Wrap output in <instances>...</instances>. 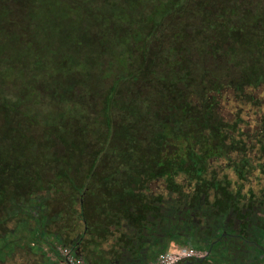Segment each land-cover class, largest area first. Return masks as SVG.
I'll list each match as a JSON object with an SVG mask.
<instances>
[{"label":"trees","instance_id":"obj_1","mask_svg":"<svg viewBox=\"0 0 264 264\" xmlns=\"http://www.w3.org/2000/svg\"><path fill=\"white\" fill-rule=\"evenodd\" d=\"M48 1L54 14L38 20L39 0H0V70L10 75L4 80H11L13 89L21 86L18 96L35 98L46 90L64 102L81 97L90 114L101 113L104 131L87 168L74 167L69 160L83 154L86 129L73 126L71 132L53 135L41 119L23 112L20 97L1 103L0 142L7 152L0 154V216L15 202L35 196L44 200L46 217L48 200L62 193L70 205L61 210L63 215L68 213L72 226L81 230L65 248L86 264H96L104 260L93 251L82 256L77 248L110 238L108 264H145L154 256L173 210L163 194L152 192V185L163 184L174 192L178 176L201 186L195 205L199 210L209 197L205 171L213 156L206 147H228L223 141L230 125L213 112L216 96L209 94L245 92L246 87L264 84V0ZM54 15L63 17L68 28L57 27L61 19ZM74 62L78 70L72 76L79 74L75 82H37L36 77L49 78L48 65L56 74L60 66L67 70ZM96 64L99 91L91 92L88 80ZM194 95L201 97L199 104L191 100ZM19 144L23 152L35 151V157L20 159ZM110 144V161L97 170ZM44 166L47 170L42 171ZM58 182L65 187L58 188ZM215 183L220 198L213 219L220 218L219 226L205 217L202 231L196 232L208 245L214 242L232 254L252 247L261 251L252 240L259 230L252 204L239 209L247 237L239 232L225 235V219L238 213L242 196L230 197L221 182L213 180V187ZM261 252L259 264H264ZM187 259L190 264H210L206 256Z\"/></svg>","mask_w":264,"mask_h":264},{"label":"rangeland","instance_id":"obj_2","mask_svg":"<svg viewBox=\"0 0 264 264\" xmlns=\"http://www.w3.org/2000/svg\"><path fill=\"white\" fill-rule=\"evenodd\" d=\"M39 1L41 6L39 9L41 13L38 17V20H45V15L54 14V12L52 11V7L49 5L50 2L48 0ZM120 2H123V0H120ZM54 17H57V15H54ZM56 19H61L60 24H58L57 27L60 29H64L65 27L68 28V24L64 26L65 21H63V17L59 16ZM40 27L45 28L46 30L50 29L48 26ZM97 65L98 64L92 65L90 73L91 78L88 80L91 85L89 86L91 87V92L98 90L95 88L99 85V83H97ZM60 67L61 68L58 69V73L55 74V72H53L52 66L48 65L47 73H49V78L44 75L42 77H36L39 85H44V83L47 84L54 79L57 81L67 80L69 81L68 84H70V82H75V78L79 77V74L77 77H75V75L72 76L74 71L78 70V65L76 62H74L70 69L67 70H65V67ZM16 73L19 74L20 72L16 70ZM51 75L53 76L52 78ZM8 76H10L8 73L0 70V104L5 102H14L16 99H18V97H20V101L22 102L21 105L23 106V112L32 115L38 120L41 119L40 121L42 124L50 126L49 130L53 132V135L59 130L62 132L69 130L71 132L70 127L73 126L78 130L86 129L85 131H87L88 134L84 140L85 142L84 144L80 143V148H82L83 154L79 159H76L73 157L74 155H71L72 158L69 160V162H71L72 166L74 167L81 165L83 166L82 168H87L91 155L98 148L97 139L99 138V134L101 135V133L104 131L101 113L96 112L94 114H90L87 107H85L86 104L84 99H80L81 97L75 99V103H70L69 101L64 102L60 98L57 100L56 98L52 97L46 90H41L39 94L35 96V98L34 94L18 96L17 94L19 92L16 90H21V86L17 85L15 89H13L12 81L4 80ZM54 89L56 90V86ZM243 91L236 92L226 89L221 93L216 94L211 92L209 94V97L216 96V104L214 106L213 112L222 121L231 126V130L228 131L229 137L227 138L233 137V134L235 136H241L243 134L245 140L243 143H241V138L238 139L236 143L231 141V143H229L228 147L226 148L215 146L214 143H210V145H208L206 148L207 152L212 154L213 158L211 157L207 159L205 176L207 179L213 178V180L221 182L223 187L226 188V192L230 195V197H237L241 193L242 201L239 202V207H242L245 203H247V193L248 191L252 190V198L255 201L256 209H258L255 213L256 217L254 219L257 228H259L257 234L253 237V240H255L258 246H260L263 250L264 208L258 207V200L259 202L264 200V176L262 177V175L258 174L259 171L253 167L256 166V163L261 164V162H264L262 160L264 158V154L261 153L260 145L256 144L255 141V138L258 137L264 146V123H261L264 121L262 120V117H264V84L246 87L245 92ZM200 98L201 97L194 95L191 97V100L194 104H199ZM36 100L37 103H33V101ZM238 119H240V123H237ZM66 137H68L70 140L73 138L71 134H67ZM15 139L16 140L14 141L19 142L17 136ZM10 142L11 140L8 141V143ZM225 142H227V139L223 141V143ZM3 143L4 142H0L1 155L7 152V146ZM19 146L20 153H18L17 156L19 155L20 159H24L27 154H29L28 157H35V151H31L32 153H28V151L23 152V145L19 144ZM113 151L112 145H108L107 150L103 153V155H101V160L98 161V166L96 168L97 170L101 169V166L107 165V163L110 161ZM236 151L243 152L244 154L248 153L249 156L244 155V158L242 159V161L245 160V164H249L248 167L245 164V168L244 165H239L240 156L235 153ZM256 151H260L258 152L261 153L260 157H258L259 154L256 153ZM45 155H47V152L44 154V156ZM255 168L260 167L257 166ZM67 169L69 170V168ZM45 170H47L46 166L43 167L42 171ZM84 170L85 169L82 171ZM215 172L221 174L217 176V173ZM178 181L182 185L185 184V189L188 191H190L195 185L194 183L190 184L189 182L184 181V178L182 177H179ZM65 184V182H58L56 186L58 188H63L65 187ZM199 189V187L196 188V190ZM151 190L155 194H158L161 191V187L159 184L155 183L152 185ZM184 194L186 193H180L178 200L184 199ZM207 194L209 197L206 198V202H204V205L201 206L199 210H197L198 212L195 215L197 218L195 221H198V223H193L192 220L190 221V219H188V213L185 215L178 213L177 209H179V207L183 204V201H180V204L175 203V208L171 210V223L169 225H163L165 232H161L162 239H160V242H157L158 245L156 246L154 256L148 258L145 264H157V258L159 254L167 255L171 257L173 261H181L185 258H188L189 255L190 258H203V256H206L209 259L210 264H259L262 250L260 251L255 248L242 250L236 249L234 250V254H232L226 251L224 246L220 245V247H214V244L208 245L205 240L203 241L201 235L197 233L198 230H200L199 232L202 231L201 226L204 224V222H206L204 220L205 217H208L212 223H217V226H219L218 223L220 222V218L214 220L217 215L213 206L215 200L220 198V194H217L214 189H209ZM33 197L30 200L15 202L13 205L14 208L12 210H8L7 212L4 211L2 214L6 216H0V259L5 260L7 257H9V250L12 249L14 243L17 242L21 244H29L30 242H33L35 244L34 249H37L34 251H37V254L41 255V259L37 255V260H45V262L47 261L51 264H61L62 254L64 252L63 250L65 249V246L60 242L58 243L57 241L53 240L51 235L46 232V234L40 238L41 240H38V236L33 231L35 227L40 229L42 227L40 225L42 220H45L42 219V214L44 212V200ZM163 199L166 202L168 201L165 194L163 195ZM49 200L47 202L49 214H47L45 218H47V221L52 217L53 219L51 220H59L64 214V212L61 210H65L66 207L70 206L68 203L69 199L65 194L59 193L55 195V198ZM194 200L192 199V204H194ZM13 206L11 205V207ZM1 220L3 222H1ZM240 226L242 227L241 224ZM240 226L228 228L227 231H234L235 229L238 230L240 229ZM221 231L222 227L217 229L215 232L218 234ZM167 233H169L171 236H168ZM250 241V239H245L243 242L249 243ZM147 246L150 245L147 244ZM47 247H49L50 250L45 252ZM78 259L80 260V264H86L82 257H79Z\"/></svg>","mask_w":264,"mask_h":264},{"label":"crops","instance_id":"obj_3","mask_svg":"<svg viewBox=\"0 0 264 264\" xmlns=\"http://www.w3.org/2000/svg\"><path fill=\"white\" fill-rule=\"evenodd\" d=\"M69 214H65L60 218L59 220H50L47 221V218L43 217L42 215V223L40 224L42 227L40 229H37L36 227L33 229L34 233L38 236V240H41L46 233H49L53 240L60 242L62 245L66 244L70 247L71 246V239L75 236L76 233L80 232L78 231V228L76 229V226H72L74 224V221H71L69 218ZM75 229L77 232H75ZM46 232V233H45ZM86 236L84 239H89V237ZM65 241V242H64ZM34 243L30 242L29 244H21V243H14V246L12 249L9 250V257L7 259L2 260L0 259V264H51L47 261H39L36 259L37 255L40 258V254H37V249H34ZM48 246V245H47ZM112 247L113 242L108 239L107 242H96V244H90L89 246L83 244L80 245L77 250L80 251V253L86 254L88 251H93V255H96L97 257H100L101 260H104L105 263H109V260L112 257ZM50 250L49 247L45 249V252ZM114 250L116 248L114 247ZM54 252V251H53ZM56 254V253H55ZM41 259V258H40ZM91 260H95V258H92ZM39 261V262H38ZM103 261H98L96 264H104ZM107 263V264H108ZM111 264V263H110Z\"/></svg>","mask_w":264,"mask_h":264},{"label":"flooded vegetation","instance_id":"obj_4","mask_svg":"<svg viewBox=\"0 0 264 264\" xmlns=\"http://www.w3.org/2000/svg\"><path fill=\"white\" fill-rule=\"evenodd\" d=\"M237 123H240V119H238L237 120ZM261 123H264V121H262ZM231 127V126H230ZM241 138V143H243L244 142V135L242 134L241 136H239V135H234L233 134V137H231V138H227V142H225L227 145L229 144V143H231V141L233 142V143H236L237 141H238V139H240ZM226 140V139H225ZM255 141H256V144H259L260 145V151H261V153H263L264 154V146H263V144H262V142L258 139V137H256L255 138ZM260 151H256V153H258V152H260ZM238 156H240V163H239V165H244L245 164V160L244 161H242V159L244 158V155H246V156H249L248 155V153H246V154H244L243 152H240V151H236L235 152ZM261 153H258L259 154V156L258 157H260V155H261ZM211 158V157H210ZM213 158V157H212ZM250 158V157H249ZM209 159V158H208ZM245 159H246V157H245ZM256 159H258V158H256ZM263 161H264V158L262 159ZM257 161V160H256ZM259 163V162H258ZM247 167H248V165L249 164H245ZM244 165V168L246 167ZM260 167V168H255V167ZM250 167V166H249ZM254 169H257L258 171H259V173L258 174H260V175H262V177L264 176V162L262 163L261 162V164H257L256 163V166H254L253 167ZM215 173H217V176L218 175H220L221 173H218V172H215ZM220 179V178H219ZM219 179H216V180H219ZM176 181H177V186L179 187L178 189L176 188L175 189V191L174 192H170L169 190H168V188L165 186V185H163V184H161L160 185V187H161V191H160V193L161 194H165L166 195V197H167V199H168V201L166 202L165 201V203L166 204H172V208H175V203H179L180 204V201H183V204L179 207V209H177L178 210V213L180 214V211H181V213H183V215H185V214H189V217H188V219H190V221L192 220V221H194L195 223H198V221H195L197 218L195 217V215H196V213L198 212L197 211V208L198 207H195V205H196V202H197V199H196V195H197V192L200 190H196V188H198V187H196L195 185L193 186V188L190 190V191H188L187 189H185L186 188V186H185V184H181V183H179V177L177 176L176 177V179H175ZM210 180V182H209V184H207L206 185V189H207V192L209 191V189H212V188H214V190L216 189V183H215V185H214V187H213V185L211 184V182H213V178H211V179H209ZM210 185H212V186H210ZM208 186H209V188H208ZM195 187V188H194ZM201 187V186H200ZM199 187V188H200ZM204 188V189H205ZM203 189V190H204ZM186 190V191H185ZM254 191V190H253ZM182 192H184V193H186V194H184L185 196H184V199H181V200H178V198H179V194L181 193L182 194ZM173 195H174V197H173ZM253 195H252V190L251 191H248V193H247V198H246V200H247V203H245L242 207H244V206H250V204H252V207L251 208H256V204H255V201L253 200ZM192 199L195 201L194 202V204H192ZM170 201V202H169ZM206 201V200H205ZM242 201V200H241ZM258 203H259V205H258V207H263L264 208V200L263 201H260L259 202V200H258ZM189 205V206H188ZM188 206V207H187ZM242 207H239V203H238V213L236 214V215H234V216H232V215H230V216H228L225 220L228 222V226L225 228L226 229V234L225 235H232V234H236L235 232H239L240 234L239 235H241V236H243V237H247V234L244 232V221L242 222V221H240V210L239 209H243ZM176 208H178V207H176ZM258 209H256V211H257ZM240 224L242 225V227L240 226ZM235 226H240V229H235L234 231H231V230H229V231H227L228 230V228H231V227H234L235 228ZM242 230V231H241ZM237 235V234H236ZM233 236V235H232ZM253 240V239H252ZM254 242H256L255 240H254ZM212 244H214V242L212 243ZM211 244V245H212ZM256 244H257V242H256ZM258 245V244H257ZM258 247H260V246H258ZM253 248V247H252ZM260 249H261V247H260ZM264 250V249H263ZM191 263V259H185V260H183V262H182V264H190Z\"/></svg>","mask_w":264,"mask_h":264},{"label":"built area","instance_id":"obj_5","mask_svg":"<svg viewBox=\"0 0 264 264\" xmlns=\"http://www.w3.org/2000/svg\"><path fill=\"white\" fill-rule=\"evenodd\" d=\"M63 251L61 264H80L79 257H76L70 248H65ZM188 258H190L189 255ZM177 262L178 261H173L171 257L167 255L159 254L157 258V264H176Z\"/></svg>","mask_w":264,"mask_h":264}]
</instances>
